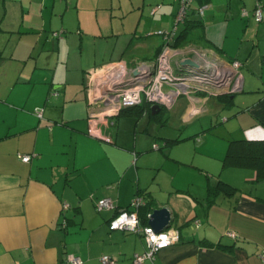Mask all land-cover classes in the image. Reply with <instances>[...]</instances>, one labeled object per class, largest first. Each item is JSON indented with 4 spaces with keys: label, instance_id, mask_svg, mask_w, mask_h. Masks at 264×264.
Returning <instances> with one entry per match:
<instances>
[{
    "label": "crops",
    "instance_id": "obj_1",
    "mask_svg": "<svg viewBox=\"0 0 264 264\" xmlns=\"http://www.w3.org/2000/svg\"><path fill=\"white\" fill-rule=\"evenodd\" d=\"M257 5L264 18V0H195L188 19L199 42L174 47L173 40L174 60H192L193 46L237 61L242 91L181 96L163 120L153 106L139 115H92L96 80L114 65L153 61L163 44L156 34L176 26L178 0H0V264H69L70 257L101 264L102 256L133 264L146 251L143 237L108 224L140 192L170 211L180 233L142 264H262L264 181L253 169L223 167L230 142L264 140ZM219 180L237 193L208 204L207 189ZM102 198L115 210L98 212Z\"/></svg>",
    "mask_w": 264,
    "mask_h": 264
},
{
    "label": "built area",
    "instance_id": "obj_2",
    "mask_svg": "<svg viewBox=\"0 0 264 264\" xmlns=\"http://www.w3.org/2000/svg\"><path fill=\"white\" fill-rule=\"evenodd\" d=\"M179 10L176 16V26L172 31L158 32L163 44L161 51L153 61L139 62L134 67L124 69L122 66L114 65L98 76L96 80V103L98 108L96 113L104 118L117 117L120 112L129 107L140 106L143 103L159 108L170 109L176 100L181 96L203 95L214 97L219 95H234L242 91V75L240 73L241 64L237 61L224 63L221 60L211 57L209 52L200 47L188 46L187 50L193 55V61L197 67L182 66L174 60L177 50L171 46L177 34V26L184 24L188 15L193 11L195 0H178ZM198 15H202L204 7L195 9ZM246 16L247 12L243 11ZM253 18L257 23L263 21L262 9L257 5L253 11ZM43 108L34 111L38 119L43 117ZM196 112V111H195ZM193 112V114H195ZM32 156H20L24 163H28ZM144 204L141 196H136L127 209L116 211V214L109 221L110 231H122L137 234L143 237L146 243V251L142 255H135L133 264H142L146 260H153L155 255L180 241L178 229L169 227L161 232H156L150 225L142 226L138 217V209ZM67 204L62 205V211L67 210ZM96 210H115V205L110 198H102L96 203ZM127 214V219L136 217L138 223L134 229L124 221H119L122 214ZM151 213L148 214V220ZM118 221L122 227L113 230L112 224ZM198 221H194L193 226L197 227ZM151 228L155 234L167 233L172 241L167 247L156 248L148 237L146 229ZM227 235L234 239L236 234L228 232ZM262 264H264V249L258 254ZM69 264H82L78 257L68 258ZM101 264H116V261L108 256L100 258Z\"/></svg>",
    "mask_w": 264,
    "mask_h": 264
},
{
    "label": "trees",
    "instance_id": "obj_3",
    "mask_svg": "<svg viewBox=\"0 0 264 264\" xmlns=\"http://www.w3.org/2000/svg\"><path fill=\"white\" fill-rule=\"evenodd\" d=\"M196 27L198 26L195 24V21H190L187 17L186 24L182 32L179 33L177 38L176 36L174 37V47L195 42L194 40H196V35L194 36L193 30ZM160 51L161 49L159 50V52ZM219 99L224 100L226 102V106H230L229 96H222ZM149 107L150 105L143 103L140 106L125 108L120 112L118 116L122 114L139 115L145 110L148 111ZM162 109L163 108H159V114L162 113ZM155 118H159V115H156ZM176 142L177 141H168L167 145ZM223 167L253 169L256 172V180L264 181V140H238L230 142L226 156L223 160ZM236 193L237 190L234 187L219 180L216 186L209 187L207 189L206 200L208 204H212L215 202V199L218 196L230 198L235 196ZM136 196H141L143 198L144 204L138 209V217L140 219L141 225L147 226L149 222L148 214L155 210V207L149 200V198H147V195L143 192L138 193ZM61 227L66 228V223H62Z\"/></svg>",
    "mask_w": 264,
    "mask_h": 264
},
{
    "label": "water",
    "instance_id": "obj_4",
    "mask_svg": "<svg viewBox=\"0 0 264 264\" xmlns=\"http://www.w3.org/2000/svg\"><path fill=\"white\" fill-rule=\"evenodd\" d=\"M182 66L197 67L193 60L184 62ZM159 107L153 106L152 111L155 112ZM171 213L166 208L155 209L152 211L148 225H150L156 232H161L171 226Z\"/></svg>",
    "mask_w": 264,
    "mask_h": 264
},
{
    "label": "clouds",
    "instance_id": "obj_5",
    "mask_svg": "<svg viewBox=\"0 0 264 264\" xmlns=\"http://www.w3.org/2000/svg\"><path fill=\"white\" fill-rule=\"evenodd\" d=\"M119 221H124L133 229H134L135 225L138 223L135 216H133L131 220H128L126 213L122 214V216L119 218ZM120 227H122L121 223H119L118 221L113 222V224H112L113 230L120 228ZM146 231L149 233V237H148L149 241L152 244H155L157 249L167 247L168 244L172 242L169 240V236L167 233L162 232L160 234H155L151 228L146 229Z\"/></svg>",
    "mask_w": 264,
    "mask_h": 264
},
{
    "label": "rangeland",
    "instance_id": "obj_6",
    "mask_svg": "<svg viewBox=\"0 0 264 264\" xmlns=\"http://www.w3.org/2000/svg\"><path fill=\"white\" fill-rule=\"evenodd\" d=\"M180 27H182V24L181 25H179ZM158 32V30H154V28L152 29V32H151V34H155V33H157ZM198 33V32H197ZM154 38H156V37H154ZM196 43H198L199 41H195ZM197 45V44H196ZM152 51H154V48L152 47ZM169 113H170V111H168L167 109H165V108H163L162 109V113L160 114V116H161V118L163 119V120H165L168 116H169ZM158 128H161L160 126H158ZM167 128V127H166ZM166 128H163V130L164 131H167L168 129L169 130H173L172 128H171V126L170 127H168L167 129Z\"/></svg>",
    "mask_w": 264,
    "mask_h": 264
}]
</instances>
